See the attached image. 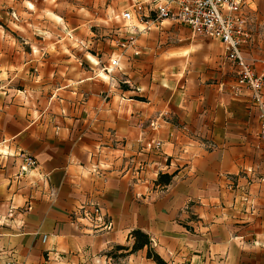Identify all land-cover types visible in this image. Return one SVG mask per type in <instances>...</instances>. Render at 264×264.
I'll use <instances>...</instances> for the list:
<instances>
[{
  "label": "crops",
  "instance_id": "obj_1",
  "mask_svg": "<svg viewBox=\"0 0 264 264\" xmlns=\"http://www.w3.org/2000/svg\"><path fill=\"white\" fill-rule=\"evenodd\" d=\"M244 10L261 73L264 0ZM105 32L83 49L75 27L68 55H46L0 25V264H155L110 256L135 228L169 264H264V139L222 42L169 19L134 47Z\"/></svg>",
  "mask_w": 264,
  "mask_h": 264
},
{
  "label": "built area",
  "instance_id": "obj_2",
  "mask_svg": "<svg viewBox=\"0 0 264 264\" xmlns=\"http://www.w3.org/2000/svg\"><path fill=\"white\" fill-rule=\"evenodd\" d=\"M244 4L245 0H136L129 9L120 12L126 24V36L119 45L122 48L134 47L138 33L150 30L163 19L220 40L226 60L237 67L229 93L233 97H238L244 91L249 93L251 105L258 110V137L264 139V72H255L241 54L242 46L251 39L249 16ZM133 20L137 21V25L132 24ZM116 65L117 61L112 59L110 66ZM155 148H160V142L155 143ZM24 164L26 167L37 166L31 156L24 157ZM88 216L90 219L101 218L100 207L94 206Z\"/></svg>",
  "mask_w": 264,
  "mask_h": 264
},
{
  "label": "rangeland",
  "instance_id": "obj_3",
  "mask_svg": "<svg viewBox=\"0 0 264 264\" xmlns=\"http://www.w3.org/2000/svg\"><path fill=\"white\" fill-rule=\"evenodd\" d=\"M135 1L0 0V25L18 43L43 40L46 45L42 48L44 54L57 52L58 55H68V48L73 45L70 41L75 40L70 32H74L75 27L80 34L76 38L77 44L84 49L87 45L85 37L102 40L106 35L105 29L110 25L125 28L126 24L121 20L120 12L129 9ZM15 23L19 27L15 26ZM132 24L137 25V21L133 20ZM155 27L156 25L152 26L150 30ZM53 43L59 45L60 50H53ZM22 49L30 51L24 44Z\"/></svg>",
  "mask_w": 264,
  "mask_h": 264
},
{
  "label": "trees",
  "instance_id": "obj_4",
  "mask_svg": "<svg viewBox=\"0 0 264 264\" xmlns=\"http://www.w3.org/2000/svg\"><path fill=\"white\" fill-rule=\"evenodd\" d=\"M172 179V174L167 173H159L156 179V183L160 185L168 184ZM128 239L132 240L130 246L124 245H116L114 250L121 251L120 253H113L110 252V256L117 257V256H125L126 254L136 252L140 249H145V257L150 259L155 264H169L166 260H164L152 247V241L148 234L143 232L140 229H132L128 233Z\"/></svg>",
  "mask_w": 264,
  "mask_h": 264
}]
</instances>
